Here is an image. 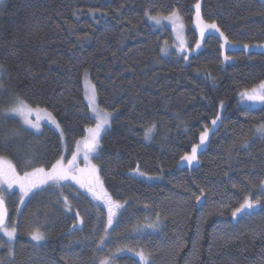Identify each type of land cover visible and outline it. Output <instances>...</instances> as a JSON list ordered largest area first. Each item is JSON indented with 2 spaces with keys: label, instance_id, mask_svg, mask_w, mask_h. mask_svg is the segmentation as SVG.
Masks as SVG:
<instances>
[{
  "label": "trees",
  "instance_id": "16d2710c",
  "mask_svg": "<svg viewBox=\"0 0 264 264\" xmlns=\"http://www.w3.org/2000/svg\"><path fill=\"white\" fill-rule=\"evenodd\" d=\"M199 2L227 43L196 31L197 0L0 1V157L24 173L71 153L94 124L87 75L99 108L114 114L94 163L123 205L105 231L103 209L69 184L33 193L20 211L12 193L17 231L13 255L5 243L0 251L4 264H100L110 256L111 264H141V250L151 264H264V135L256 131L264 102L240 97L264 81V0ZM173 11L189 48L201 46L187 60L162 56L170 30L149 19ZM17 97L50 113L62 135L4 116ZM194 145L188 164L181 157ZM246 196L260 205L233 218ZM157 214L158 227L149 228ZM37 229L40 245L30 240Z\"/></svg>",
  "mask_w": 264,
  "mask_h": 264
},
{
  "label": "snow or ice",
  "instance_id": "6c2138e0",
  "mask_svg": "<svg viewBox=\"0 0 264 264\" xmlns=\"http://www.w3.org/2000/svg\"><path fill=\"white\" fill-rule=\"evenodd\" d=\"M196 8V15H195V22L197 26L201 30V36L205 35V31L207 29H215L216 32L220 33V36L225 39V42L227 43V38L224 37V33L220 31L219 27L215 22L213 23H206L202 16H201V4L199 0H197V3L195 5ZM145 15H149L147 12ZM149 19L153 20L156 24H159L161 22V19L169 20L173 23V25H177L178 22L182 20V18L179 16V14L176 11H173L168 16H149ZM179 27H183V24L180 23ZM181 47H183V41H181ZM197 47H199V44H197ZM221 47H224V45H221ZM245 48H248L249 46L247 44L244 45ZM261 47H264V45H261ZM187 59V57H185ZM227 59V57H226ZM3 66H0L2 68ZM87 74V70H85V75ZM240 95L244 98H246L249 101L253 102H264V81H261L257 86H254L250 90L246 89L243 92L240 93ZM90 107L92 108V111L95 113L97 118V123L94 128H89L86 131L88 132V135L83 140V148H84V159L87 162L86 168H77L76 167V161L78 158V153H73L72 159L68 161L67 165L63 164L62 159L57 160L54 164H52L51 168L46 170L44 167L34 168L31 172H25L23 176H20L17 174V171L15 167L10 163L7 162L3 157H0V232L3 233L4 236L8 238V242L10 243L17 231V226L15 223L11 228L8 227L6 223V218L8 215L5 198L3 195V186L7 185L8 188H12L14 184L18 185L21 191V200H23L24 196H27L29 192H31L34 188H38L41 185L48 184L51 182L52 184L56 186H61L62 181L72 180L76 183L80 184L81 187L87 186L89 191L92 192L93 196L96 199H104V202L108 209V218H107V225L111 226L113 222V218L116 215V211L123 207L121 203H119L116 200H113L107 192L103 191V185L101 184L99 180V176L97 175V167L94 164H91L89 159V154L95 153L99 144V137L101 134L102 129L105 127L106 124H108V117L111 115L108 112H104L101 109H98L95 106V89H92V95L90 98ZM8 112L15 113L16 115H19L25 124L30 125L32 128H39V125L36 123H33L30 119H28V116L33 111L24 100L20 99L19 97L16 98L15 104L7 109ZM103 112V115L101 113ZM51 114L49 113V116ZM219 119V116H217V120ZM217 120H213L212 123L216 124ZM55 123V121H52ZM57 127H59L57 125ZM153 128H148L145 130L144 138L150 139L151 133L153 131ZM258 133H261L264 135V125L258 127L256 129ZM208 136V130L205 129L204 132L201 133L200 136V144L203 145L204 141L206 140ZM80 142H78L79 144ZM199 145H194L192 148V152L190 155H185L181 157L182 160H185L188 162V164H192L194 160L197 159V150ZM30 163V162H29ZM136 171H139L137 168ZM85 174L87 175V184H85ZM140 175H144V173H140ZM261 191H264V180H261ZM97 187L100 190L101 195H97ZM235 187V185H233ZM201 196H203V192H201L200 196L196 197V200L199 201L201 199ZM65 205H69V202L67 200V197H65L64 200ZM260 205V201L251 200L248 196L245 197L244 201L237 207L233 212L232 216L233 218H237L238 214H243L246 210H252L255 207ZM70 210V206H69ZM76 219L79 221L80 224H83V220L80 219L79 213L76 214ZM159 214H157V221L153 222L148 225L149 228H157L159 225ZM75 227V225L73 226ZM105 231H107V227L105 228ZM31 239L33 241H42L45 239V236L42 232H40L38 229L33 230L31 233ZM104 240V237H101V241ZM3 244H0V247H2ZM141 264H151V253H146L144 250H141L139 253H137ZM13 255V249L9 248V256ZM114 255V254H112ZM0 264H3V261L0 260ZM100 264H111V256L108 258H105L100 261Z\"/></svg>",
  "mask_w": 264,
  "mask_h": 264
},
{
  "label": "rangeland",
  "instance_id": "374dc122",
  "mask_svg": "<svg viewBox=\"0 0 264 264\" xmlns=\"http://www.w3.org/2000/svg\"><path fill=\"white\" fill-rule=\"evenodd\" d=\"M0 1H3V0H0ZM196 15V13H195ZM180 16V15H179ZM163 17V16H162ZM152 23L155 25V27H166L170 30V33H171V43H165L164 44V47H163V52H162V56L163 57H166L167 55H169L170 53H175L178 57L180 56H184L187 57V59L192 56V55H195L198 53V51L201 49V46L199 45V47H197V45H195L193 47V49H190L189 48V45H188V41H187V35H186V26L184 24V21L183 19L177 23V25H173V23L169 20H165V19H161V22L159 24H156L153 20H152ZM182 23L183 24V27H179V24ZM194 27L196 29V31L199 33V35L201 36V30L200 28L197 26L196 22H195V19H194ZM209 34H212V35H217V36H220L219 32H216L215 29H207L205 31V35H209ZM202 36V37H204ZM181 41H183V47H181ZM185 59V60H187ZM86 81V82H85ZM83 85H84V97H85V101L88 105V108L90 110V115L93 119V126L91 128H94L96 123H97V118H96V115L95 113L92 111V108L90 107V98H91V95H92V89L94 88V86L91 84V82L89 81V79L87 78V75L84 76V82H83ZM95 89V88H94ZM241 97V100L243 102H246V103H252L253 101H249L247 100L246 98ZM16 102V101H15ZM15 102L13 104H15ZM12 104V106H13ZM95 106L98 108V109H101L99 108L98 106V103H97V97H96V92H95ZM11 107V106H10ZM9 107V108H10ZM31 108V107H30ZM33 111L31 112V114L28 116V119H30L33 123H36L39 125V128H32L30 125L28 124H25L23 122V119L19 116V115H16L15 113H11V112H8L7 110L4 111L3 115L4 116H7V117H11V118H15V119H18L22 126L34 133H40L43 129L44 126H47L51 129H53L54 131H56L57 133H59L60 135L61 134V129L60 127H57L58 123L53 119V117L50 115L49 116V113L44 111V110H41V109H34V108H31ZM102 110V109H101ZM104 111V110H103ZM106 112V111H104ZM110 113V112H108ZM111 115L108 117V124L105 125V127L102 129L101 131V134H100V137H99V144H98V147H97V150L95 153H91L89 154V159H90V162L91 164H94V159L98 156L99 154V150H100V141H101V137L103 136V134L105 133V131H107L110 127V124H111V120L113 119L114 117V114L110 113ZM101 115H103V112L101 113ZM55 121V123H53L52 121ZM59 126V125H58ZM88 135V132L85 133L84 137L79 140L78 142H80L79 144L77 143L73 149V151L67 155H64L62 156V162L63 164L67 165L68 161L72 159V156H73V153H78V158H77V161H76V167L77 168H86L87 166V162L85 161L84 159V148H83V140L84 138ZM5 159V158H4ZM7 162H9L7 159H5ZM11 163V162H10ZM12 164V163H11ZM14 166V165H13ZM97 167V166H96ZM51 166L49 168H47L46 170L50 169ZM16 169V168H15ZM17 174L20 175V176H23L24 173H20L17 169ZM32 170L30 171H27V172H31ZM97 175L99 176V172H98V168H97ZM99 180L101 182V179H100V176H99ZM71 185L73 187H76L78 188L80 191L84 192L85 194L88 195V198L95 204V205H98L100 206L104 213H105V216H106V225H107V218H108V209H107V206L104 202V199L101 198V199H96L92 192L89 191L88 187L85 186V187H81L80 184L76 183L75 181H72V180H67V181H62L61 182V185ZM85 184H87V175L85 174ZM102 184V183H101ZM48 186H56L54 184H52L51 182H49L48 184H45V185H41L40 187L38 188H34L31 192L28 193L27 196H24L23 200H21V191H20V188L18 185L14 184L12 186V188H8L7 185H4L3 186V195H4V198H5V202L7 201V199L12 196H10L12 193H14L15 196L18 197V208L19 211L21 210V208L23 207L24 203L26 202V200H28L31 195L43 188H46ZM97 195H101L100 193V190L99 188L97 187ZM103 191L107 192L104 188H103ZM109 195V194H108ZM110 196V195H109ZM119 210V209H118ZM118 210L116 211V215L114 216L113 218V222L115 220V218L118 216ZM17 210V212H19ZM10 222V220H9ZM8 222V227L11 228L13 226L14 223H9ZM112 222V224H113ZM112 224L111 226H108L107 225V228L110 229L112 227ZM15 237H16V233H15V236L13 238V240L9 243L8 242V238L6 236L3 235L2 232H0V244H4L5 243V246H8V249L12 246H13V241L15 240ZM30 240L35 244V245H40L42 241H33L31 239V235H30ZM4 246V247H5ZM3 249V246L0 247V251ZM0 260H2L1 256H0ZM4 264V263H3Z\"/></svg>",
  "mask_w": 264,
  "mask_h": 264
},
{
  "label": "water",
  "instance_id": "95a60500",
  "mask_svg": "<svg viewBox=\"0 0 264 264\" xmlns=\"http://www.w3.org/2000/svg\"><path fill=\"white\" fill-rule=\"evenodd\" d=\"M8 211V210H7ZM8 218H9V213H8V215H7V218H6V223H7V221H8Z\"/></svg>",
  "mask_w": 264,
  "mask_h": 264
}]
</instances>
